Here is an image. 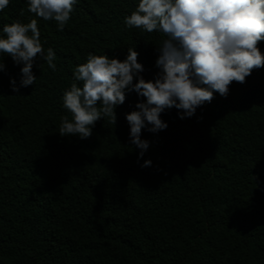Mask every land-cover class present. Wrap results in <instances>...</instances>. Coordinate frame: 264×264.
<instances>
[{"label": "trees", "instance_id": "16d2710c", "mask_svg": "<svg viewBox=\"0 0 264 264\" xmlns=\"http://www.w3.org/2000/svg\"><path fill=\"white\" fill-rule=\"evenodd\" d=\"M137 2L77 0L61 31L37 18L56 70L34 60L36 79L16 93L22 65L0 55V264H264V64L191 118L162 112L164 130H141L139 160L124 120L134 92L113 125L60 136V97L88 53L122 60L133 47L142 78L157 71L162 34L123 24ZM32 15L9 0L0 26ZM256 47L264 54V40Z\"/></svg>", "mask_w": 264, "mask_h": 264}, {"label": "clouds", "instance_id": "9594fccd", "mask_svg": "<svg viewBox=\"0 0 264 264\" xmlns=\"http://www.w3.org/2000/svg\"><path fill=\"white\" fill-rule=\"evenodd\" d=\"M8 3L0 0V10ZM24 3L33 14L27 22L14 20L0 26V55L22 65L18 83L11 78L8 82L13 93L33 84L34 60H43L48 69L56 70L52 48H42L37 18L55 21L61 31L77 0ZM123 24L162 34L155 48L157 71L152 79L142 78L143 68L133 47L126 49L122 60L88 53L85 62L74 67L73 82L60 97L61 107L69 114L60 117V136L86 139L93 123L102 117L113 125L114 108L134 92L138 102L124 120L128 143L138 150L139 160L149 148L141 130L152 134L164 130L167 123L160 118L162 112L175 108L178 119L191 118L198 107L211 101L213 93L225 97L230 81L243 83L253 68L264 64V54L256 47L264 40V0H138ZM150 166L147 159L140 164L141 168Z\"/></svg>", "mask_w": 264, "mask_h": 264}]
</instances>
